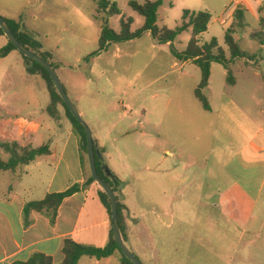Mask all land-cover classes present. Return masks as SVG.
<instances>
[{
  "label": "rangeland",
  "instance_id": "obj_1",
  "mask_svg": "<svg viewBox=\"0 0 264 264\" xmlns=\"http://www.w3.org/2000/svg\"><path fill=\"white\" fill-rule=\"evenodd\" d=\"M130 1L111 0L122 13L109 18L116 32L121 31L122 17L133 19L131 32L145 23ZM232 1L164 0L158 24L175 29L182 23L184 10H208L212 20L199 39L207 43L216 38L226 49L225 33L232 20L221 23L218 18ZM98 3L0 0V16L21 21L41 50L51 53L68 96L94 134L107 138L115 125L108 137L112 140L123 138L121 130H131L127 139L141 146L127 151L135 166L128 173L130 198L149 218L158 212V234L167 233L166 224L173 222L167 211L175 206L186 211L191 223V243L177 245L178 263L264 264V36L261 40L250 36L264 31V25L245 13L246 28L235 38L250 59L232 60V83L224 66L212 63L210 82L203 90L211 107L207 110L195 94L200 68L176 58L170 44L157 42L149 31L133 40L111 43L87 63L86 57L99 49L106 17L98 12ZM4 38L0 37V48ZM191 38V30L182 32L175 48L185 51ZM16 53L17 58L0 60L2 120L14 122L16 131L33 128V134L40 124L45 125L47 113L56 125L65 124L45 78ZM227 58H231L229 52ZM37 101L45 112L37 108ZM99 160L103 169V159ZM116 160L123 168V158Z\"/></svg>",
  "mask_w": 264,
  "mask_h": 264
},
{
  "label": "crops",
  "instance_id": "obj_2",
  "mask_svg": "<svg viewBox=\"0 0 264 264\" xmlns=\"http://www.w3.org/2000/svg\"><path fill=\"white\" fill-rule=\"evenodd\" d=\"M245 1L242 9L244 13L259 18L264 25V0ZM0 37L6 38L2 44L7 45L6 35ZM15 54L16 50H13L0 60L17 58ZM77 103L81 105L82 99ZM36 104L37 108L45 112L42 103L37 101ZM57 105L65 124L56 125L54 117L47 113L48 115H44L45 125L40 124L34 134L33 128H20L16 131L14 122H4L3 116H0V140L16 141L34 148L49 146L47 154L21 166L15 173L0 171V264L27 261L38 252L52 257L55 264H60L64 260V244L69 239L99 247L110 242L112 224L109 212L101 200L100 187L97 183H89L91 170L89 162L83 159L80 136L64 107L60 103ZM4 106L0 99V111ZM115 130L116 126L113 125L107 132V138L100 133L93 134L98 157L124 183L118 193L126 207L123 211L126 224L124 242L136 251L143 263L181 264L175 255L177 245L191 243V223L186 219V211H181L176 206L169 209L167 213L170 214L171 211L173 222L166 224V234L157 233L158 212H153L149 218L146 211L130 198L131 194L128 192V173L135 166L130 164L127 151L141 145L127 139L131 132L128 129L121 130L123 138L111 136L112 140L108 139ZM138 133L143 135L142 131ZM36 138L39 139L38 144H35ZM115 144L117 146L114 147ZM117 158H123V168H120ZM75 184L80 185V190L63 200L54 221L36 211L25 213L27 203L43 200L48 194L63 192ZM177 212H182V215L178 216ZM154 217L157 218L156 221ZM197 240L202 242L204 239ZM120 260L121 254L116 252L103 259L84 256L78 264H120Z\"/></svg>",
  "mask_w": 264,
  "mask_h": 264
},
{
  "label": "trees",
  "instance_id": "obj_3",
  "mask_svg": "<svg viewBox=\"0 0 264 264\" xmlns=\"http://www.w3.org/2000/svg\"><path fill=\"white\" fill-rule=\"evenodd\" d=\"M163 2L164 0H148L145 3L141 4L135 0L130 1V7L145 18V23L142 28L138 29L135 32H131L130 27L133 23V19H125L124 17H122L121 31L116 32L109 26V18L113 16H121V10L119 9L117 3L111 2V0H99L98 12L105 13L106 17L103 20V26L99 38V49L98 51L93 52L88 57H86V62L90 63L94 56L107 49L111 43L133 40L141 37L144 32L149 31L157 42L169 43L171 46V52L176 58L184 62L192 61L200 68L201 79L195 91V94L203 104L204 108L210 110L211 107L209 101L207 99V96L203 93V90L209 85L212 63L217 62L222 64L227 70L229 83H232L234 81L231 70L232 60L236 58L250 59L247 53L241 49L239 43L235 38V34L238 31L244 30L246 28L247 24L245 20V13L243 10H238L235 13L232 24L225 33V49L224 47L220 46L219 41L216 38L211 39V41L207 43H201L199 39L200 35L208 30L209 23L212 20V14L208 10H184L182 23L175 29H169L165 26H159V8L163 5ZM5 20L11 27L15 36L24 46L28 47L44 59L48 60L56 69V64L51 62L50 60L51 53L41 50L42 46L34 39V37L30 33H28L24 29L21 21L16 22L9 21L7 19ZM189 30H191L192 32V38L188 44L187 49L180 52L175 48L174 41L182 32ZM3 35H5V33L0 27V36ZM250 36L251 38L261 40L264 36V31H254L250 34ZM13 50L18 49L10 40H8L7 45L0 48V58L8 56ZM227 52L230 53V59L227 58ZM22 55L25 58L26 62L28 64H32L47 81L49 90L53 98V104L60 103L64 106L66 114L72 121L74 128L80 136L81 152L83 155V159L87 161V137L84 127L73 116L63 98L58 93L49 72L38 62L30 59L24 54ZM48 152V145L34 148L31 145L24 146L16 141L0 140V171H9L15 173L21 166L30 164L38 156L47 154ZM96 164L99 175L109 183L114 192L117 194L116 197L118 201L119 226L122 238L123 240H125L126 224L123 211L124 209H126V207L122 204L120 195H118V193L121 192L124 183L114 173H112L106 165L102 164L103 169H101V163L98 156H96ZM107 170L109 171V175L106 173ZM89 183H96L92 175L89 179ZM79 190L80 185L75 184L63 192L48 194L43 200L27 203L24 211L25 213L36 211L49 217L51 221H54L58 215V209L63 200L69 196H72ZM100 190L101 200L109 212L112 224V228L110 231V242L104 247H99L91 244L79 243L72 239H69L64 244V260L60 264H78L80 259L84 256L103 259L112 256L116 252H119L121 254L120 264H134L126 257V255H124L114 238L111 201L108 194L102 187H100ZM17 264L55 263L53 262L52 257L38 252L34 253L27 261H21Z\"/></svg>",
  "mask_w": 264,
  "mask_h": 264
},
{
  "label": "water",
  "instance_id": "obj_4",
  "mask_svg": "<svg viewBox=\"0 0 264 264\" xmlns=\"http://www.w3.org/2000/svg\"><path fill=\"white\" fill-rule=\"evenodd\" d=\"M0 27L3 29L8 40H10L15 45V47L18 49L19 52L29 57L30 59L38 62L49 72L58 93L63 98L64 102L66 103L67 107L69 108L73 116L84 127L87 137V157L91 170V175L96 181V183L105 190L111 201L114 238L118 246L121 248L122 252L124 253V255H126V257L130 261H132L134 264H143L141 260L129 249V247L125 244L122 238L120 226H119L118 201H117L116 193L109 185V183L106 182L98 173L96 156H99V152L95 148L93 132L89 127V125L87 124V122L84 120L76 104L68 96L65 87L56 72L55 67L48 60L44 59L43 57L36 54L28 47L24 46L15 36L11 27L9 26L5 18H3L2 16H0ZM107 174L109 175L108 170H107Z\"/></svg>",
  "mask_w": 264,
  "mask_h": 264
},
{
  "label": "built area",
  "instance_id": "obj_5",
  "mask_svg": "<svg viewBox=\"0 0 264 264\" xmlns=\"http://www.w3.org/2000/svg\"><path fill=\"white\" fill-rule=\"evenodd\" d=\"M245 0H233L227 9L218 18L219 22H226L231 19L233 21L234 15L238 10H242L245 6Z\"/></svg>",
  "mask_w": 264,
  "mask_h": 264
}]
</instances>
